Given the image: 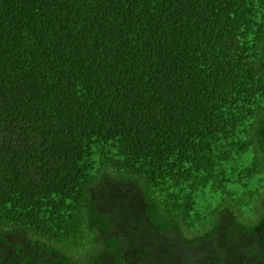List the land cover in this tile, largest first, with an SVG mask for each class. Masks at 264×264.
Segmentation results:
<instances>
[{"label": "trees", "instance_id": "1", "mask_svg": "<svg viewBox=\"0 0 264 264\" xmlns=\"http://www.w3.org/2000/svg\"><path fill=\"white\" fill-rule=\"evenodd\" d=\"M176 240L264 264V0H0V264Z\"/></svg>", "mask_w": 264, "mask_h": 264}, {"label": "flooded vegetation", "instance_id": "2", "mask_svg": "<svg viewBox=\"0 0 264 264\" xmlns=\"http://www.w3.org/2000/svg\"><path fill=\"white\" fill-rule=\"evenodd\" d=\"M175 235H173L171 238H174ZM170 235L167 237L165 245H168L170 243ZM256 239L258 238V235L255 237ZM177 241V240H176ZM177 246L175 247V254L177 257H179L178 264H187V257L188 256H194L195 258L198 257V255H201L203 258L204 256H207V254L212 252L213 254L211 255L214 257L216 255V251L214 250L213 247L207 246L204 241H200L194 245H184L177 241ZM145 243V242H144ZM150 247V246H148ZM259 245L258 244H252V248L258 249ZM241 254L243 256V263L250 257L245 254V250L243 248L241 249ZM162 253V252H161ZM160 252H151V250H148V256L152 258V260L155 261V256L158 254H161ZM200 258V259H201ZM170 261V259H169ZM39 264H51V261L49 260V257L46 255H41L39 257ZM140 264H147L146 260H140ZM172 264H176V262L172 261Z\"/></svg>", "mask_w": 264, "mask_h": 264}, {"label": "rangeland", "instance_id": "3", "mask_svg": "<svg viewBox=\"0 0 264 264\" xmlns=\"http://www.w3.org/2000/svg\"><path fill=\"white\" fill-rule=\"evenodd\" d=\"M244 160V159H243ZM245 161V160H244Z\"/></svg>", "mask_w": 264, "mask_h": 264}, {"label": "water", "instance_id": "4", "mask_svg": "<svg viewBox=\"0 0 264 264\" xmlns=\"http://www.w3.org/2000/svg\"><path fill=\"white\" fill-rule=\"evenodd\" d=\"M147 246V245H146ZM148 247V246H147Z\"/></svg>", "mask_w": 264, "mask_h": 264}]
</instances>
